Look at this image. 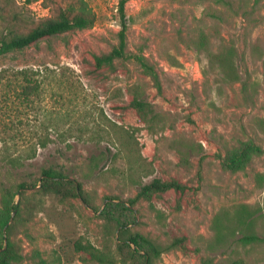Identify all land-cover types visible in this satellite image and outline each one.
<instances>
[{
    "label": "rangeland",
    "instance_id": "rangeland-1",
    "mask_svg": "<svg viewBox=\"0 0 264 264\" xmlns=\"http://www.w3.org/2000/svg\"><path fill=\"white\" fill-rule=\"evenodd\" d=\"M83 1L92 27L0 55V211L21 204L8 223L11 264H101L91 251L141 264L143 250L118 248L136 234L158 247L151 264H264V0H126L127 52L155 69L160 91L134 60L98 65L118 44L120 0ZM79 2L0 0V38ZM21 70L39 85L27 99ZM135 95L159 116L154 130ZM48 168L65 177L54 190L41 187ZM154 180L174 186L139 195ZM242 205L257 210L248 231L259 240L245 246L231 221Z\"/></svg>",
    "mask_w": 264,
    "mask_h": 264
},
{
    "label": "trees",
    "instance_id": "trees-1",
    "mask_svg": "<svg viewBox=\"0 0 264 264\" xmlns=\"http://www.w3.org/2000/svg\"><path fill=\"white\" fill-rule=\"evenodd\" d=\"M38 0H24V4L30 5L33 2ZM125 2L126 0H120L119 2V14H120V23H121V30L118 33V44L111 49V51L99 57L97 59L98 65L105 64L111 65L115 60L121 61H129L134 60L137 64H139L143 70L150 76L152 79L156 89L160 91V81L157 72L155 69L141 56L133 55L127 52V43H126V19H125ZM95 23V14L88 8V6L84 3L83 0L79 2V10L73 12L70 10L68 12H61L56 19H47L40 23L35 28L31 29L29 32L25 34H10L8 37L0 38V55L6 54L13 51L22 50L33 43H36L40 39L48 36H54L57 34L65 33L70 30H77V29H87L94 25ZM215 59L218 61L219 66L221 67L222 72L226 74H233L234 69L232 67V62L228 56H217ZM19 80H21L23 85H21V93L19 96H23L25 99L29 98V96L36 94L37 88L39 87L38 84H32L29 78V73L25 70H21L16 73ZM17 76H15V80H17ZM132 106L136 109L137 113L140 115L144 123L148 126L150 130H154V126L160 121L158 118L159 116L154 111L152 105L147 101L140 99L138 95H135L132 101ZM108 128V127H105ZM115 132V130H114ZM249 147L240 152L237 156L232 158V163L237 165V163L242 161V157L245 153L249 152ZM41 180L43 185L41 187H47L54 190L56 188V184L54 181H59L63 177L60 172H56L51 168L43 169L41 173ZM24 184H20L19 188H23ZM170 185L169 183L161 182L160 180H154L149 184H146L141 187L139 191V195H148L153 191L165 189ZM76 191L79 193H74L75 196L80 197L83 202L89 204V201L85 198V196L81 193V185L76 186ZM58 193V191H55ZM17 195V193H13L12 199ZM5 205L0 211V264H11L12 262L16 261L15 254L12 253L10 249L9 243V234L11 227L8 225L9 220L13 218L12 213L15 212V215H18L20 203L17 204L11 203H4ZM127 211L132 212L131 209L125 207ZM257 210H252V207L248 205H242L239 207V210L234 213L232 216L236 224L235 229L237 230L238 237L236 241L243 246L251 243L256 242L259 238L255 235V233L248 231L249 228H252V223L254 217L256 215ZM225 214L224 212H222ZM221 213V214H222ZM220 215L216 219V236L217 241H225L226 240V227H224V223L221 221H225V216ZM8 225V226H7ZM122 225H117L116 227H121ZM115 227V228H116ZM6 228V230H5ZM5 230V234L3 232ZM234 234V230L229 231L228 233ZM127 242L124 244H119L118 248L120 251L124 250V246L127 247L128 244H132L134 249L129 252L131 258L139 256L138 253L143 250L144 256L141 255L143 259L141 264H151V259L154 256L159 254L158 247L148 238L136 234L131 237H127ZM7 243V247L4 249L3 244ZM91 258L101 264H105L106 262H112L108 259L107 256L99 254L97 251H91ZM124 264H126V259L123 260ZM230 264H244L243 261H232Z\"/></svg>",
    "mask_w": 264,
    "mask_h": 264
}]
</instances>
